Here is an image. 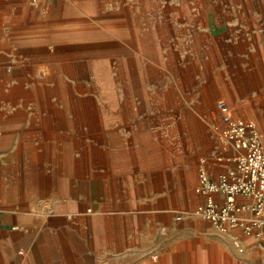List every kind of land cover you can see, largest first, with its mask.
<instances>
[{
    "label": "crops",
    "instance_id": "1",
    "mask_svg": "<svg viewBox=\"0 0 264 264\" xmlns=\"http://www.w3.org/2000/svg\"><path fill=\"white\" fill-rule=\"evenodd\" d=\"M128 1L0 0V264H264L190 213L219 102L264 141V0Z\"/></svg>",
    "mask_w": 264,
    "mask_h": 264
},
{
    "label": "built area",
    "instance_id": "2",
    "mask_svg": "<svg viewBox=\"0 0 264 264\" xmlns=\"http://www.w3.org/2000/svg\"><path fill=\"white\" fill-rule=\"evenodd\" d=\"M218 108L224 123L214 124L213 131L223 145L234 149V154L225 156L232 165L212 177L204 159L199 161L195 190L204 199L190 213L220 232L239 228L260 237L264 234V141L253 121L233 117L223 102Z\"/></svg>",
    "mask_w": 264,
    "mask_h": 264
},
{
    "label": "rangeland",
    "instance_id": "3",
    "mask_svg": "<svg viewBox=\"0 0 264 264\" xmlns=\"http://www.w3.org/2000/svg\"><path fill=\"white\" fill-rule=\"evenodd\" d=\"M163 5V4H162ZM128 6L131 8V9H135L136 7H138V4L136 3V1L135 0H129L128 1ZM154 14H156V15H158V16H161L160 14H159V12L158 11H156V13L154 12ZM147 16L146 15H144V19H143V22L142 23H144V24H140L141 25V28L139 29V31L140 32H142V31H146L147 30V24H149V23H147ZM97 32H99L98 30H97ZM194 33L193 34H196V30L194 29V31H193ZM98 34V33H97ZM197 39V38H196ZM104 46H106L105 44H101V45H97V49H102V48H104ZM129 46V48L131 49V50H136L135 49V45H133V44H131V45H128ZM181 47H182V45H181ZM179 50H181V48H180V46H178L177 47ZM200 52H201V49H200V44L198 43V42H193L192 43V54H193V57H196V56H198L199 54H200ZM105 61H104V59H97L96 60V64H97V68L99 67L102 71L104 70V68H103V63H104ZM102 64V65H101ZM116 66V64H115V62H113V64H112V67H115ZM112 75V79H113V83H115V84H117V85H119V83H120V77H119V75L118 74H116V70L115 69H113V73L111 74Z\"/></svg>",
    "mask_w": 264,
    "mask_h": 264
}]
</instances>
